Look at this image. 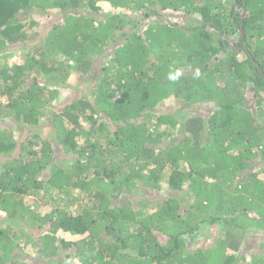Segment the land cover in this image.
I'll list each match as a JSON object with an SVG mask.
<instances>
[{"label": "trees", "instance_id": "1", "mask_svg": "<svg viewBox=\"0 0 264 264\" xmlns=\"http://www.w3.org/2000/svg\"><path fill=\"white\" fill-rule=\"evenodd\" d=\"M259 163L264 0H0V264H264Z\"/></svg>", "mask_w": 264, "mask_h": 264}, {"label": "rangeland", "instance_id": "2", "mask_svg": "<svg viewBox=\"0 0 264 264\" xmlns=\"http://www.w3.org/2000/svg\"><path fill=\"white\" fill-rule=\"evenodd\" d=\"M103 6H105V10H109V8L107 9V5H105V4H102ZM241 12L243 11V9H241L240 10ZM107 13V12H106ZM106 13H103V14H106ZM170 16V15H169ZM41 20H44V21H41V26H42V31L44 30V31H46V29H47V27H49V26H52L54 23H57V22H59V20H60V18H59V16H56V15H54V14H52L51 16H49V17H47V18H42ZM199 109H201V108H199ZM198 110V109H197ZM200 112L202 113V114H204L205 116H208V115H210V114H212L213 113V111H211V107H210V105H207L206 107H204V108H202L201 110H200ZM262 167H264V165H262V164H258L257 166H256V168H255V170H254V172L256 171V172H261V169H262ZM82 203V202H81ZM81 205V204H80ZM74 208H76V206L75 207H73L72 209V211H75L76 209H74ZM208 233H210V235L213 237V236H217V232L215 231V229H210V230H208ZM261 235L262 234H260L259 235V233L257 234V233H255V235L254 236H251L250 237V235H249V237H247L248 239H247V242L244 244V246L242 247V254H244V255H246V256H248V258H250L251 257V255H255V254H261L262 252H263V250H262V247H260L259 246V244L260 243H262L264 240H262L261 239ZM203 235H198L197 236V239H200L201 237H202ZM201 240V239H200ZM262 240V241H261ZM25 241V240H24ZM30 247V246H29Z\"/></svg>", "mask_w": 264, "mask_h": 264}, {"label": "clouds", "instance_id": "3", "mask_svg": "<svg viewBox=\"0 0 264 264\" xmlns=\"http://www.w3.org/2000/svg\"><path fill=\"white\" fill-rule=\"evenodd\" d=\"M182 75H183V70L176 68L174 70L169 71L167 78L169 81L174 83V82H177L181 78ZM195 75H196V77H198L200 75L199 70L196 71Z\"/></svg>", "mask_w": 264, "mask_h": 264}, {"label": "water", "instance_id": "4", "mask_svg": "<svg viewBox=\"0 0 264 264\" xmlns=\"http://www.w3.org/2000/svg\"><path fill=\"white\" fill-rule=\"evenodd\" d=\"M243 38H245V33H244V31H243Z\"/></svg>", "mask_w": 264, "mask_h": 264}]
</instances>
